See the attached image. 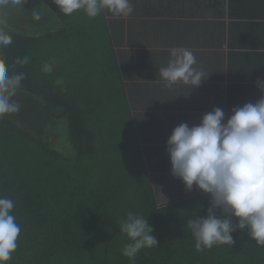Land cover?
Listing matches in <instances>:
<instances>
[{"label": "trees", "instance_id": "obj_1", "mask_svg": "<svg viewBox=\"0 0 264 264\" xmlns=\"http://www.w3.org/2000/svg\"><path fill=\"white\" fill-rule=\"evenodd\" d=\"M45 8L59 29L40 20L35 33L21 27L22 17ZM6 19L12 43L0 57L10 73L25 75L14 97L20 111L0 119V196L14 201L22 229L9 264H264V247L239 229L233 246L195 249L186 224L206 215L203 191L158 199L162 183L149 168L161 165L162 150L139 136L131 108L149 99L133 83L146 66L137 73L134 53L120 50L108 11L90 19L83 11L60 13L54 0H9ZM25 56L27 64L17 63ZM130 212L147 219L158 241L134 261L121 254L130 240L119 231Z\"/></svg>", "mask_w": 264, "mask_h": 264}, {"label": "clouds", "instance_id": "obj_2", "mask_svg": "<svg viewBox=\"0 0 264 264\" xmlns=\"http://www.w3.org/2000/svg\"><path fill=\"white\" fill-rule=\"evenodd\" d=\"M60 13L71 16L83 11L90 19L108 11L115 17L128 18L133 14L131 0H54ZM9 0H0V48L12 43L5 31ZM39 21V13H33ZM166 67L159 69L161 80L168 87L177 84L200 86L207 77L197 67L194 53L186 48H173ZM29 57L18 60L27 64ZM55 61L43 65L52 73ZM25 79L24 73H10L0 57V119L18 113L20 104L14 99ZM257 88L264 93V79H257ZM57 85H63L58 79ZM170 171L183 183L186 191L193 186L209 196L210 206L205 216L187 221L198 252L214 246L230 245L232 233L246 231L258 247H264V95L255 103L234 107L227 117L219 108L204 114L198 125L181 123L166 141ZM15 203L0 196V264H9L18 248L21 226L14 215ZM233 219L236 223H233ZM119 231L130 243L121 254L134 261L144 248L158 246L153 228L141 215L128 213L120 222Z\"/></svg>", "mask_w": 264, "mask_h": 264}, {"label": "crops", "instance_id": "obj_3", "mask_svg": "<svg viewBox=\"0 0 264 264\" xmlns=\"http://www.w3.org/2000/svg\"><path fill=\"white\" fill-rule=\"evenodd\" d=\"M131 4L134 11L128 18L108 13L119 43L126 47L120 50L134 53L137 73L140 63L146 66L141 79H148L143 81H148L149 89L143 92L153 98L141 103L143 108L146 102L151 106L135 122H140L143 138H152L151 144L161 148L159 159L166 158V142L157 138H169L176 126L198 125L216 107L227 119L234 107L255 103L264 95L255 83L264 79V0H131ZM173 48L189 49L196 56V66L208 76L199 87H168L161 80L159 69L167 66ZM139 104L136 113L141 111ZM157 167L159 173L171 175L165 160ZM165 186V191L182 188ZM198 191L193 186L191 192Z\"/></svg>", "mask_w": 264, "mask_h": 264}, {"label": "rangeland", "instance_id": "obj_4", "mask_svg": "<svg viewBox=\"0 0 264 264\" xmlns=\"http://www.w3.org/2000/svg\"><path fill=\"white\" fill-rule=\"evenodd\" d=\"M23 3L24 2H22V4ZM51 13L52 12L51 11L49 12L46 8L44 9V12L40 11L39 12V15L41 16L40 21H42V22L44 21V23H45V27L44 28H49V29H53V30L55 29V30H57L59 28H55V27H57V23L55 22V20L52 19L53 15ZM32 15H33V13L30 12L29 14H27V17L28 18L26 16L25 17H22V22L20 24L21 27H23L24 29H26L30 34L35 33L37 31V29H36V31H33V29L31 28L32 25H35L37 23V21H34V23H32V20L29 19V18H32L33 19V17H31ZM38 29H41V28H38ZM123 47L124 46H122V49H123ZM124 48H126V47H124ZM143 80L145 81V80H148V79L144 78V79H141L140 81H133V83L134 84H140V85H145L146 84V86H141V89L147 91L149 89V87L147 86V85H149L147 83L148 81L147 82H144ZM148 96H149V99L152 100L153 97H151V93L150 92H148ZM137 104H139L138 100H137ZM144 105H145L144 108L142 107V104L141 103L138 105L139 108L141 109V111H139L137 113L135 112V107L133 105H131V108L134 111L133 113L135 114V118H137L141 114L142 111L144 113H146V112L149 111L150 106H151L150 103L146 102V104H144ZM145 120L148 121L149 120V117H146ZM62 127L63 126L61 125L60 128H62ZM57 132H58V134H60V130L59 131L58 130H54V133H57ZM141 132H142V130L140 129L139 130V136H140ZM147 133L149 134V131ZM142 138H143V135H142ZM167 139L168 138H165V142L167 141ZM54 141H56L59 144V143L62 142V138H61V141H60L59 138H57L55 136L54 137ZM146 142H147V145H150L151 144V140L150 139L147 140ZM69 149L70 148L68 147L67 149H64V150H69ZM163 150H165V155H166L167 154L166 147H164ZM146 157H147L146 163H148L149 162L148 160H149L150 157L149 156H146ZM162 159H163V156H162V158H160L158 160V162L163 165L164 159L163 160ZM155 160L156 159H151L150 161L153 162ZM150 165H152V164H150ZM157 166L158 165L154 166L153 170H150V168H149V175L151 177H153V176L160 177V181L159 182L162 183V187H161V189L159 191H156V195L158 196V199H160V201H164L163 203H166L167 201H174V200H177V199H180V198L184 197L185 195L192 194L191 191H185L183 183L181 181H178L179 180L178 178H174L172 175H165V174L159 173L160 171L157 170ZM168 184L169 185L172 184V188H174V187H182V188L179 189V190L171 189L169 191H164L165 185H168Z\"/></svg>", "mask_w": 264, "mask_h": 264}]
</instances>
